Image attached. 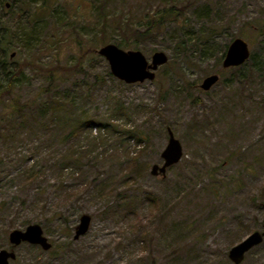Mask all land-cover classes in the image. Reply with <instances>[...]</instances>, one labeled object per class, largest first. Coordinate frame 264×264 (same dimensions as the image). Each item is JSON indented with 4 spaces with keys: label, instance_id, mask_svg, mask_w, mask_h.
Masks as SVG:
<instances>
[{
    "label": "rangeland",
    "instance_id": "374dc122",
    "mask_svg": "<svg viewBox=\"0 0 264 264\" xmlns=\"http://www.w3.org/2000/svg\"><path fill=\"white\" fill-rule=\"evenodd\" d=\"M169 7L171 19L145 32ZM5 32L0 60L23 71L0 99V248L15 252L10 264H233L229 249L261 231L264 215V0H0ZM236 37L249 55L224 68ZM106 43L168 60L152 80L124 83L96 51ZM52 100L94 121L70 133L75 121L60 123ZM168 129L182 157L152 175ZM82 214L90 224L75 238ZM31 223L49 249L9 242ZM239 264H264V236Z\"/></svg>",
    "mask_w": 264,
    "mask_h": 264
},
{
    "label": "water",
    "instance_id": "95a60500",
    "mask_svg": "<svg viewBox=\"0 0 264 264\" xmlns=\"http://www.w3.org/2000/svg\"><path fill=\"white\" fill-rule=\"evenodd\" d=\"M97 53L104 57L109 64L111 74L123 81L124 83L142 82L146 79L152 80L155 77V70L159 65L167 62L168 57L163 51H155L151 60L148 61L145 55L138 49H122L114 43H106L100 46ZM249 50L247 42L240 37L234 38L228 45L227 50L222 59L224 68L233 67L242 64L248 57ZM219 79L218 74L213 73L207 75L202 80L200 87L208 90ZM160 157L163 163L158 165L154 163L151 166L150 173L152 175H164L167 167L177 163L182 157V146L179 140L168 129V142L161 151ZM91 217L82 214L79 224L75 230L74 237L84 234L90 224ZM264 236V215L262 219V230H255L248 234L245 238L234 244L228 251V258L233 264H239L244 259L245 253L253 246L259 244ZM9 242L18 245L23 241L38 244L43 249H49L51 243L47 241L43 235V230L38 223H31L24 230L13 229L8 235ZM15 252L0 248V264H10L9 260L15 258Z\"/></svg>",
    "mask_w": 264,
    "mask_h": 264
},
{
    "label": "trees",
    "instance_id": "16d2710c",
    "mask_svg": "<svg viewBox=\"0 0 264 264\" xmlns=\"http://www.w3.org/2000/svg\"><path fill=\"white\" fill-rule=\"evenodd\" d=\"M174 11V7L172 8H163L160 11L157 12V16L151 17L149 19V24L145 28V32H148V29H152L154 26H161L164 22L171 19L172 14ZM178 12H176V16H181L182 13H179V9H177ZM134 34H142L141 31L138 29L131 30ZM0 37L3 39V41H7L8 35H6V32L0 35ZM2 39H0V44L2 43ZM3 52H6V49L2 47ZM0 68H2V71L0 70V76L2 75V72L4 73L5 81L3 80L2 83H0V99L3 95H9L13 93L14 87L16 86L17 82L20 81L19 77L23 76V71H21L20 68H16L15 70H12L13 68L10 66L9 63L6 62L5 58L0 60ZM13 101V108L19 111L21 110V106L18 105V99L15 97H12ZM51 107H52V113L55 115L60 123H65L69 120L75 121V124L73 128L71 129L70 133H75L78 129L80 130L81 127L85 124L90 123L91 121H94V119H85V120H74L71 117H67L64 113L65 107L63 106V103L60 101L52 100L51 101ZM91 120V121H90ZM97 122V121H96ZM104 126H110L108 124H105ZM138 139V138H137ZM141 150H138V152L133 155V158H136L140 154Z\"/></svg>",
    "mask_w": 264,
    "mask_h": 264
},
{
    "label": "flooded vegetation",
    "instance_id": "af4514ba",
    "mask_svg": "<svg viewBox=\"0 0 264 264\" xmlns=\"http://www.w3.org/2000/svg\"><path fill=\"white\" fill-rule=\"evenodd\" d=\"M6 6H8L7 4H6ZM12 251V250H11Z\"/></svg>",
    "mask_w": 264,
    "mask_h": 264
}]
</instances>
